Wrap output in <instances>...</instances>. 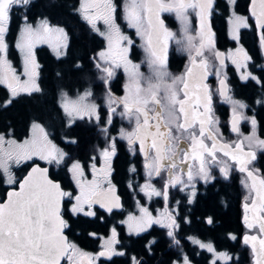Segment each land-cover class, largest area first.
I'll return each mask as SVG.
<instances>
[{"label": "snow or ice", "instance_id": "obj_1", "mask_svg": "<svg viewBox=\"0 0 264 264\" xmlns=\"http://www.w3.org/2000/svg\"><path fill=\"white\" fill-rule=\"evenodd\" d=\"M229 2L231 5L235 4V0ZM31 3L32 0H0V84L7 86L12 98L20 93L40 91L36 82L39 67L35 56L37 45L50 44L57 56L64 55L68 48V34L63 28L51 26L46 19L41 20L38 26L30 23L27 13ZM189 9L195 10L199 17L198 43L190 31ZM250 10L260 30L261 47L264 48V0H251ZM78 11L82 12L83 18L95 31L100 32L97 21H103L106 26V32H100V35L106 37L108 48L99 52L96 63L97 69L103 73L101 79L107 84L115 75V69L120 67H123L129 79L124 97L117 98L110 89L107 90L106 124L111 125L119 106L123 107V112L119 113L122 118L134 120V129L130 132L121 129L119 137L126 139L130 148L138 144L139 151L144 156L145 183L139 186V190L149 199L161 197L165 202V210L155 217L147 207H141L139 216L130 214L121 223L127 224L130 234H140L154 224L160 225L167 229V236L178 245L179 241L175 237L180 228L177 222L180 202L177 201L176 207L171 210L167 208L169 189L180 186L179 190L187 194L188 203L191 204L197 195L196 181L208 183L214 179L210 171L212 165H218L220 173L225 178L228 177L227 161L217 159L218 154L223 153L224 157L235 161L239 165V171L246 173L251 180L250 185L246 183V187L254 194L251 198L252 218L249 220L245 216L244 219L247 228H258L259 235L246 234L243 243L251 245L254 264H264V178L248 167L256 158L253 149H264V140L255 135V117L243 115L242 110L247 105L232 98L226 74L222 76L225 54L215 49L210 21L214 0H123L122 5L116 0H82ZM16 13L21 14L23 22L16 48L23 55L24 75L27 76L24 81H21L8 59L9 45L6 36ZM162 13H175L181 24L182 35L179 38L165 26ZM121 17L143 40L145 63L150 70L148 76L140 71L139 64L128 58L134 41L121 31L117 22ZM230 23L232 38L239 42L240 30L249 27L248 19L237 15L233 10ZM170 41L188 51L190 56V66L180 76H173L167 70ZM206 52L218 62L214 73L210 71L213 65ZM227 58L241 70L246 69L252 59L242 46L230 52ZM212 74L218 78L215 90L207 83ZM241 79L261 83V78L251 72L242 71ZM216 95L232 106L231 131L239 133L240 121L249 120L253 129L251 136H245L235 144L220 142L222 133L219 121L214 117L213 107ZM91 97V91H86L75 100L62 94L61 108L69 118V125L85 116H94L97 121L100 120L99 106L91 102ZM10 103L11 99L6 102ZM101 131L109 142L101 150L104 166L96 172L94 179L86 181L79 162L71 165L70 171L76 180L79 194L65 191L59 183L48 178L47 168L36 166L18 182L19 190L10 191L7 199L0 203V264H61L65 257L70 264H84L85 260L87 264H95L99 257L124 255L116 249L119 241L115 227L111 230V238L103 246L104 250L95 256L81 252L63 234L68 227L61 213L65 198L71 205L69 211L77 216H96V205L108 213L122 207L120 197L116 195L115 186L110 180V161L117 151L116 138L108 136L107 127ZM40 132L43 134L42 140L33 138L23 143L6 140L4 135H0V173L7 178L9 185L17 183L10 171L13 163L19 164L33 157H39L49 164L59 165L64 162L66 154L48 140L43 128H40ZM245 141L248 151L244 150ZM5 145L8 147L5 148ZM131 171L135 172L136 169ZM157 177L164 180V186L159 190L152 183ZM244 206L246 210L249 209L248 203ZM208 223H212L211 218ZM231 238L236 239L235 236ZM193 243L207 248L208 252L215 255L216 260L222 259L225 264L233 259L227 253L216 254L211 244L206 245L198 240H193ZM76 257L81 259L77 260ZM133 264H139V261L133 258ZM182 264L191 262L185 256Z\"/></svg>", "mask_w": 264, "mask_h": 264}, {"label": "flooded vegetation", "instance_id": "obj_2", "mask_svg": "<svg viewBox=\"0 0 264 264\" xmlns=\"http://www.w3.org/2000/svg\"><path fill=\"white\" fill-rule=\"evenodd\" d=\"M224 1V0H223ZM221 0H214V11L210 18L212 32L214 33L215 49L225 54V68L223 74H226V80L229 88V94L234 100L240 101L247 105L243 109V115L246 117H255L257 121L255 135L257 138L264 140V56L260 48V40L256 32L254 20L247 12L237 9V0L232 6L237 15L248 19L249 27L240 30L239 42L234 40L229 33L230 26V10L228 4ZM77 2L74 11L78 17L80 25L84 27L89 40V47L86 54L81 56L72 53L74 45L71 42V32L66 23L57 20L55 23L49 22L51 26L63 28L68 34V48L65 54L57 56L52 52L47 44L37 45L35 48L36 61L39 65L37 72V84L40 91L28 93H20L17 97L12 98L10 90L6 85L0 84V107L7 105L6 102L11 99L12 102L17 99H28L31 104L40 102V104L48 105L52 114L43 115L40 113L36 116L28 117L24 132L20 135H14L11 127L0 133L13 139H20L28 134V128L32 123L40 125L50 141L61 149L65 154L63 163L49 164L47 161L38 157L31 160L23 161L15 166L28 164L27 169L33 163L48 168V175L55 181H58L65 191L79 194L76 180L70 171V166L74 162H79L83 167V173L86 181H92L96 172L104 166V160L101 150L107 147L108 139L101 129L108 128V136L116 138V155L111 158V183L115 186L116 195L120 197L122 207L114 209L112 213H108L105 209H101L98 205L94 206L97 215L88 217L83 214L82 218L91 220L86 230V238L83 244L76 239H71L69 234L67 240L83 253L95 256L103 249V240L111 238V230L113 227L117 231V239L119 243L116 245L117 251L123 252L122 256L99 257L95 264H133L139 261V264H182L183 257H187L191 264H225L221 260H216L213 253L208 252L207 248H201L193 240H198L203 244H211L215 249V253H227L233 257L228 264H253V254L249 245L243 243V237L247 235H259L258 228L249 229L245 224V216L249 220L252 218L251 198L253 193L246 183L250 185V179L246 173L239 171V165L230 159L224 157L223 153H219L218 160H226L229 166V175L225 178L219 171L218 165H212L210 168L214 179L205 183L203 180L196 181L197 195L191 204L188 203L187 194L179 190L180 186L169 189V201L167 208L169 210L176 207L179 201V217L177 222L180 228L175 239L179 244L173 243L172 238L167 236V229L160 225L154 224L146 232L140 234H130L127 224H122L127 217L132 214L139 216L140 208L147 207L155 217L165 210V202L161 197H152L149 199L143 192L139 190V186L145 183L144 156L139 151V145L130 148L126 139L119 137V131H132L135 127L134 120L122 118L119 113L123 112V107H117V115L112 117L111 125L106 124L108 118V110L106 104L107 90L110 89L113 96L122 98L127 94L126 86L129 84L127 73L123 67L115 69V75L105 84L101 79L103 73L97 69L98 53L106 51L104 37L95 31L87 20L83 18L78 11ZM121 4L120 1H116ZM249 2V0H248ZM232 10V11H233ZM198 17V16H197ZM161 18L165 26L169 25V21L174 24L175 21L171 13H162ZM38 19V18H37ZM118 19L121 30L124 31L134 41V46L130 49L128 58L135 64L140 65V71L145 75H149V68L145 63V50L143 40L141 41L135 33V29L128 28L121 24ZM35 19L29 20L30 22ZM97 27L100 29L102 21H97ZM190 26L196 27L199 33V17L190 20ZM198 27V28H197ZM191 30V28H190ZM16 30L11 34L10 29L6 36L9 45L8 57L16 74L24 81V73L19 63L18 53L13 46V36ZM97 36L98 43L94 45L93 35ZM199 36L197 42L198 43ZM92 45L95 48H92ZM238 46H242L251 56L246 69H237L228 59V54L234 52ZM209 62L213 65L210 71L215 72V66L218 62L214 60L209 53L206 52ZM85 57V58H84ZM190 64V56L188 51L182 49L174 41L169 42L167 70L173 76H180L185 73ZM107 66V65H105ZM64 67L66 68L64 71ZM56 71H58L56 73ZM251 72L252 75L260 77L261 83H257L251 79L245 81L241 79V72ZM50 73H55L53 77H49ZM64 74V75H63ZM49 80V81H48ZM207 83L215 90L218 87V78L215 74L208 77ZM86 91H91V102L99 106L100 120L95 117L89 118L85 116L83 119L77 118L74 123L69 125V118L61 108V95L65 92L67 97L77 98ZM4 94V95H3ZM2 95V96H1ZM258 101H260L258 103ZM214 117L219 121V129L222 133L221 141L226 144H235L243 140L245 136H251L253 133L252 125L249 120H241L239 123L240 132L231 131L232 106L224 102L218 95L214 97ZM85 132V136L81 133ZM74 141V142H73ZM207 142V141H206ZM245 143V151H248L247 141ZM256 152V158L249 165V169L256 172L261 178H264V149H253ZM93 165L95 167H93ZM135 168L133 172L131 169ZM26 169V171H27ZM25 171V172H26ZM14 173V172H13ZM24 175V174H23ZM165 180L167 174H164ZM16 180V176L14 174ZM21 179V178H20ZM19 179V180H20ZM17 180V182L19 181ZM5 182V181H4ZM130 183L132 187H130ZM156 189H162L164 180L159 177L152 180ZM6 184V183H5ZM17 185H7L2 201L9 188H15ZM107 187V185H105ZM245 203L249 204V209H245ZM71 205L67 202V198L62 202L61 213L68 227L64 231L69 233L70 222L79 217L73 215L69 209ZM211 218L212 223H208ZM187 221V222H185ZM235 236L236 239L231 237ZM77 260L81 259L76 257ZM61 264H70L67 257L63 258ZM84 264H87L84 263Z\"/></svg>", "mask_w": 264, "mask_h": 264}, {"label": "trees", "instance_id": "obj_3", "mask_svg": "<svg viewBox=\"0 0 264 264\" xmlns=\"http://www.w3.org/2000/svg\"><path fill=\"white\" fill-rule=\"evenodd\" d=\"M78 1L79 0H32L27 14L29 20L45 17L51 23H55L57 20H62L66 23L72 35L71 42L72 45H74L72 53L81 56L83 53L86 54V49H88L90 42L87 38V33L84 31V27L80 25L78 17L75 15L74 8ZM247 4L248 0H237V9L246 12ZM20 22H22L21 14H14L9 27L11 34L17 29ZM173 24L172 21H169V25ZM97 39V36L94 34V45L98 43ZM94 45H92L93 49L95 48ZM65 69L64 67V71ZM57 72L58 71H56V73ZM54 74L55 73H50L49 77H53ZM29 101L28 99L20 98L10 104L0 107V131H5L8 127H11L14 135H20V131H22V133L24 132V125L28 117L36 116L40 113L43 115L52 114L48 105L40 104V102L31 104ZM81 134L85 136V132ZM27 166L28 164L25 163L13 168L16 181L23 176ZM7 187L8 186H6L4 182V176L0 173V197L3 196ZM90 222L91 220L79 216L74 219L73 223L70 222L69 233H67V231H65V233L69 234L72 240L76 239L77 242L83 244L86 238V230Z\"/></svg>", "mask_w": 264, "mask_h": 264}, {"label": "rangeland", "instance_id": "obj_4", "mask_svg": "<svg viewBox=\"0 0 264 264\" xmlns=\"http://www.w3.org/2000/svg\"><path fill=\"white\" fill-rule=\"evenodd\" d=\"M80 2H79V4H78V9H80L81 8V4H82V0H79ZM117 1V0H116ZM118 1H120V3H121V5L123 4V0H118ZM227 4H228V6H229V8H231V10H230V15H229V19H230V16H231V13H232V10H233V8H232V6L233 5H231L230 4V2H229V0H224ZM80 14L83 16V14H82V12H80ZM172 14V16H173V18H174V21H175V26H166L170 31H172V32H174V33H176L177 34V37L179 38L181 35H182V31H181V24H180V21H179V19L176 17V15H175V13H171ZM188 17H189V21L190 20H192V19H194V18H198L197 17V15H196V12H195V10H193V9H189V11H188ZM122 18V17H121ZM41 20H43V19H35V20H33V21H31L30 23H32L33 24V26H38L39 24H40V22H41ZM121 24H124V25H126V29H128L129 27L127 26V22L125 21V20H123V18L121 19ZM230 26H231V23L229 24ZM23 27V22H20V24L18 25V27H17V29H16V32H15V35L13 36V46L16 48V44L18 43V39H19V33H20V30H21V28ZM190 28H191V34L193 35V37H195L196 38V41H197V39H198V34H197V29H196V27H192V26H190ZM198 28V27H197ZM122 31V30H121ZM100 32H106V26L103 24V21H102V26L100 27ZM99 32V33H100ZM125 35H127L124 31H122ZM136 33V32H135ZM229 33H230V35L232 36V28H230L229 29ZM128 36V35H127ZM137 36V35H136ZM104 37V40H105V42H106V44H108V41H107V39H106V37L105 36H103ZM141 41H142V39H141V37H139V36H137ZM8 43V42H7ZM47 46L49 47V49L52 51V52H54L55 53V50H54V48L50 45V44H47ZM16 51H17V53H18V59H19V63L21 64V67H22V73H24V62H23V55H22V53L19 51V49L18 48H16ZM56 54V53H55ZM99 54V53H98ZM8 59H9V57H8ZM9 61H10V59H9ZM24 75V74H23ZM24 80H26L27 79V76H25L24 75ZM63 94H66L67 95V93H63ZM84 94V93H83ZM72 100H75V99H77V98H71ZM62 103V95H61V100H60V104ZM37 126H39V127H37ZM40 128H42L40 125H38V124H36V123H32L30 126H29V128H28V134L27 135H25V137H23V138H20V139H13V137H9V136H6L5 134H3V133H0V135H4V137H5V139L6 140H14V141H16L17 143H23L24 141H26V140H31V139H33V138H36V139H40V140H42L43 139V134L40 132ZM44 132H45V130H44ZM47 138H48V140H50L49 139V137L47 136ZM8 146L7 145H5V148H7ZM36 158V157H35ZM39 158V157H38ZM40 159V158H39ZM23 162V161H22ZM15 165H17V164H15V163H13L12 165H11V168H10V171H11V174H12V176L14 177V173H13V170H12V167L13 166H15ZM70 168H71V166H70ZM4 176V175H3ZM4 181H5V183L7 184V185H9L8 183H7V178L4 176ZM106 240H108V239H105V240H103V243H102V245L104 246V244H105V242H106Z\"/></svg>", "mask_w": 264, "mask_h": 264}, {"label": "water", "instance_id": "obj_5", "mask_svg": "<svg viewBox=\"0 0 264 264\" xmlns=\"http://www.w3.org/2000/svg\"><path fill=\"white\" fill-rule=\"evenodd\" d=\"M251 0H249V2H248V6H247V12H248V14H249V16H251ZM252 17V16H251ZM253 18V20H254V25H255V28H256V32H257V35H258V37H259V40H260V30L257 28V26H256V21H255V18L254 17H252ZM260 48H261V51H262V54H263V56H264V48H262L261 47V44H260ZM190 66V64L188 65V67ZM186 72V71H185ZM36 166H39L40 168H47L46 166H41V165H39L38 163H33V164H31L30 166H29V168L27 169V171L24 173V175L21 177V179L19 180V181H21V180H23L27 175H28V173L32 170V168L33 167H36ZM48 169V168H47ZM48 178L49 179H51V180H53L49 175H48ZM18 181V182H19ZM54 182H57V183H59L58 181H55V180H53ZM17 182V185H16V187L15 188H9L7 191H6V195H5V197H4V199L2 200V201H0V203H3L6 199H7V194L10 192V191H12V190H19V183ZM250 183H251V180H250ZM62 208V207H61ZM63 216V215H62ZM65 230V229H64ZM64 236L67 238V235H66V233H65V231H64ZM256 235V234H255ZM68 241V240H67ZM250 246V248H251V245H249ZM251 251H252V248H251ZM252 254H253V252H252ZM254 255H253V264H254ZM62 261V260H61ZM84 263H86V260H85V262Z\"/></svg>", "mask_w": 264, "mask_h": 264}]
</instances>
